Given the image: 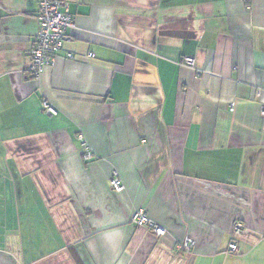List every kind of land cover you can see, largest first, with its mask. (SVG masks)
I'll use <instances>...</instances> for the list:
<instances>
[{
  "label": "crops",
  "instance_id": "0c3cea01",
  "mask_svg": "<svg viewBox=\"0 0 264 264\" xmlns=\"http://www.w3.org/2000/svg\"><path fill=\"white\" fill-rule=\"evenodd\" d=\"M39 10L0 0V264H264V0H70L34 78Z\"/></svg>",
  "mask_w": 264,
  "mask_h": 264
},
{
  "label": "built area",
  "instance_id": "2783aa9c",
  "mask_svg": "<svg viewBox=\"0 0 264 264\" xmlns=\"http://www.w3.org/2000/svg\"><path fill=\"white\" fill-rule=\"evenodd\" d=\"M40 10L36 15L38 21V31L30 50L32 64L30 74L34 78H40L47 67L53 66L57 54L62 50L65 43L70 40L68 30L75 26V18L70 12V0H39ZM68 57L73 58L72 53ZM184 65H195L192 56H185L181 62ZM42 110L48 115H57L58 109L47 99L42 101ZM233 110V108H232ZM264 115V106L262 107ZM83 137L80 135V139ZM85 150V158L91 157V152L85 142L82 143ZM111 186L114 190L121 192L124 190L122 180L116 175L111 179ZM131 222L135 226L144 227L151 230L158 237L164 236L166 230L154 222L143 208L136 209L131 214ZM245 231L242 222H236L233 227L232 239L228 245L227 253L238 251V239ZM196 244L195 239L186 237L177 244L178 249L190 251Z\"/></svg>",
  "mask_w": 264,
  "mask_h": 264
}]
</instances>
